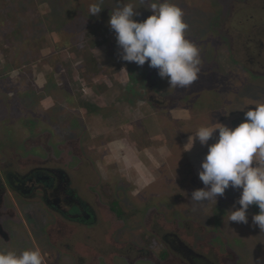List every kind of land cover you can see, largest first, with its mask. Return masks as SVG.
Returning a JSON list of instances; mask_svg holds the SVG:
<instances>
[{"label": "rangeland", "instance_id": "374dc122", "mask_svg": "<svg viewBox=\"0 0 264 264\" xmlns=\"http://www.w3.org/2000/svg\"><path fill=\"white\" fill-rule=\"evenodd\" d=\"M119 2L103 0L100 14L90 16L89 6L100 0H0L4 47H11L8 35L21 30V41L14 40L21 49L13 52L19 67L0 85V172L41 166L72 171L88 158L104 178L93 188L105 200L96 203L107 225L90 239L80 228L58 226L47 207L8 192L0 224L10 236L0 237V250L38 248L44 264H183L176 257L163 259L164 247L151 239L148 213L155 218L158 212L168 229L188 234L183 224L190 223L191 237L180 236L217 264H258L264 260V233L252 223L255 206L248 209L247 224L228 219L240 207L242 188L229 187L217 201L191 200L193 191L205 188L199 172L219 130L208 145L196 139L190 150L185 146L199 128L221 123L234 129L251 102L264 103V72L241 63L230 34L232 22L239 30L264 27L261 0H170L184 12L186 38L200 49L201 72L188 88H171L148 62L122 60L108 25ZM123 2L132 3L140 13L134 19L143 22L153 14L150 3L162 0ZM72 30L80 39L70 38ZM154 93L166 105L152 103ZM116 186L123 198L121 203L115 197V204L130 213L125 219L107 208L114 198L109 191L118 196ZM129 246L152 255L131 256Z\"/></svg>", "mask_w": 264, "mask_h": 264}, {"label": "clouds", "instance_id": "9594fccd", "mask_svg": "<svg viewBox=\"0 0 264 264\" xmlns=\"http://www.w3.org/2000/svg\"><path fill=\"white\" fill-rule=\"evenodd\" d=\"M102 2L89 6L90 16L100 14ZM149 8L153 14L143 22L134 19L140 14L137 8L123 0L110 13L108 25L116 35L122 60L139 66L148 62L161 78L168 79L171 88L190 87L201 72V59L198 46L186 38L183 10L170 0L150 3ZM217 130L218 140L209 146L199 172L205 188L193 191L191 200L200 204L217 201L229 187L242 188L237 201L240 207L230 210L228 219L247 224L248 209L255 204L260 211L252 223L264 233V103L246 111L245 121L234 129L221 123L199 128L185 149L190 150L196 139L208 145ZM0 264H44V255L38 248L20 253L0 250Z\"/></svg>", "mask_w": 264, "mask_h": 264}, {"label": "flooded vegetation", "instance_id": "af4514ba", "mask_svg": "<svg viewBox=\"0 0 264 264\" xmlns=\"http://www.w3.org/2000/svg\"><path fill=\"white\" fill-rule=\"evenodd\" d=\"M261 3L260 6L264 8V0H261ZM240 11L242 12V9L236 10L234 16L238 15ZM232 24L234 22L230 23L231 44L233 46L231 48L234 55L240 57L241 63L248 70L264 72V27L254 25L250 29L241 28L239 30ZM162 97L154 93L149 96V100L157 105H166L165 99ZM77 155L81 156L80 153ZM84 161L80 167L75 168L74 165L73 168H70L72 171L61 167L46 166L34 167L26 172L3 169L0 172V218L3 215L2 208L8 204L6 196L8 192H11V194H15L16 198L26 199L25 201L28 203H38L47 207L58 218V226L65 227L68 225L69 227L80 228V230L90 233L86 234L90 239H94L95 231L107 229L102 210L96 203L101 201L104 204L105 200L98 198L93 188L99 180L104 178L94 172L91 160L87 158ZM84 166L91 168L92 171H86ZM78 173L82 176H78ZM116 189L118 196L115 195L114 191H109V196H114L112 201H116V198L120 201L123 198L121 190L117 186ZM106 203L108 205L106 207L114 212L109 203ZM10 209L7 210L9 218L14 220L15 211ZM150 213H148V220L151 221V225L148 226L150 227L151 239L155 242L158 239L165 251H169L167 252L169 257H176L183 264H217L213 256L205 254L200 248L195 249L189 240L180 236L191 237L194 231L190 223L183 224L187 234L180 232L181 229L179 228L168 229L166 227L169 225L167 220L160 217L158 212H156L158 216L155 214V218H152ZM63 222L67 224L63 226ZM7 235L9 239L10 235L8 233ZM66 247L70 248L69 244ZM128 249L131 256L150 258L152 255V252L144 247L129 246Z\"/></svg>", "mask_w": 264, "mask_h": 264}, {"label": "trees", "instance_id": "16d2710c", "mask_svg": "<svg viewBox=\"0 0 264 264\" xmlns=\"http://www.w3.org/2000/svg\"><path fill=\"white\" fill-rule=\"evenodd\" d=\"M2 7H1V5H0V17L2 18ZM53 12H55V11H53ZM7 17H10V15L8 14V16ZM57 17V16H56ZM53 19H55V17L53 18ZM1 21V20H0ZM0 26H1V24H0ZM1 28V27H0ZM19 29V28H18ZM18 29H16V30H14V31H12V33L11 34H9L8 35V39H9V44L11 45V47L10 46H5L4 47V44H6V40H5V38L6 37H3V36H0V54H1V56H0V85H2V84H5V83H3L4 82V80L6 81L7 79H10L9 77H8V75H10V74H12V72H13V68H17V67H19L18 65H17V59H18V57H19V55L17 54V53H15V57H13V52H14V50L16 49V47L18 48V50L20 51V49H21V45L19 46V45H17L15 42H14V40H16V41H21L20 40V38H19V35H20V31L21 30H18ZM18 33V34H17ZM72 33V34H71ZM71 33H69L70 35H72L70 38H72V40H74V37L76 38L77 37V39H80V35L77 33V30H72V32ZM230 34H231V32H230ZM16 36H17V38H16ZM98 44H99V42H98ZM10 54H11V56H10ZM2 55H3V57H2ZM16 57H17V59H16ZM29 61V60H28ZM30 62V61H29ZM23 63V62H22ZM31 63V62H30ZM29 63V64H30ZM33 63H35V62H33ZM32 63V64H33ZM24 64V66L23 67H27V64L26 63H23ZM32 64H30V65H28V66H31ZM36 64V63H35ZM29 69V68H28ZM263 72V71H262ZM28 91H30V92H32V93H34V92H36L37 90H35V91H33V88H29L28 89ZM29 92V93H30ZM29 93H25L24 92V94H23V96H29ZM256 104L257 103H252L251 102V106H248L249 107V110H251V109H254V107L256 106ZM26 108V107H25ZM12 109L13 108H11V109H8V111H9V113L10 114H12L13 112H12ZM7 114H8V112H7ZM111 196V195H110ZM113 200V199H112ZM110 201V202H108L109 203V205H110V207H111V209L115 212V213H117V215L121 218V219H125V218H127L129 215H130V213H127L124 209H123V207L122 208H119L116 204H115V201ZM254 206H255V209H256V213L258 214L259 213V208H258V206L257 205H255L254 204ZM161 257L163 258V259H167L168 257H169V255H168V253L166 252V251H164L163 252V254L161 255Z\"/></svg>", "mask_w": 264, "mask_h": 264}, {"label": "water", "instance_id": "95a60500", "mask_svg": "<svg viewBox=\"0 0 264 264\" xmlns=\"http://www.w3.org/2000/svg\"><path fill=\"white\" fill-rule=\"evenodd\" d=\"M0 235L3 237L5 240H8V235L7 232H5L4 227L0 224Z\"/></svg>", "mask_w": 264, "mask_h": 264}]
</instances>
